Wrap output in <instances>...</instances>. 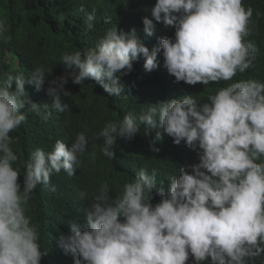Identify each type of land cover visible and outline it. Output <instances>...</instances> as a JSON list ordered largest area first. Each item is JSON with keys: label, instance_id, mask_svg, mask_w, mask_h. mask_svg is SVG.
<instances>
[{"label": "clouds", "instance_id": "1", "mask_svg": "<svg viewBox=\"0 0 264 264\" xmlns=\"http://www.w3.org/2000/svg\"><path fill=\"white\" fill-rule=\"evenodd\" d=\"M151 16L173 27L174 39L162 38L150 51L135 29L113 27L94 48L62 54L68 71L49 83L52 108L71 110L63 99L71 95L65 89L69 78L76 85L94 80L110 96H120L124 89L117 74H129L141 56L150 73L162 54L168 74L188 85L233 81L253 67L256 46L247 39L253 8L243 0H156ZM94 20V11L86 13L87 30L94 29ZM143 25V32L153 36V19L144 17ZM7 31V20L0 17V40L6 42ZM49 75L41 65L30 78L9 75L0 80V264H41L45 253L38 226L27 215L29 201L37 185L50 184L53 173L75 175L88 152L85 132L74 137L71 147L58 139L51 152L37 148L24 164L23 185L18 183L19 168L14 166L20 156L12 147L17 138L10 133L27 120L21 111L26 105L45 121L51 117L25 92V84L39 91ZM141 125L148 126L146 135L155 131L151 151L159 152L155 143L163 137L156 130L163 129L175 144L184 142L197 151L199 162L190 169L180 167L167 189H157L155 172L149 175L145 169L115 197L102 184L83 229L71 222V234L60 235L65 254L78 257L74 264H188L190 256L193 264H249L264 254V82L239 80L207 102L187 95L148 106L139 117L108 121L98 136L104 141L102 154L113 159L117 140H131ZM154 189L161 197L155 205Z\"/></svg>", "mask_w": 264, "mask_h": 264}, {"label": "trees", "instance_id": "2", "mask_svg": "<svg viewBox=\"0 0 264 264\" xmlns=\"http://www.w3.org/2000/svg\"><path fill=\"white\" fill-rule=\"evenodd\" d=\"M155 3L156 0H0V17L6 18L8 26L6 42L0 40V80L9 75L30 78L34 69L41 65L52 73L39 91L25 84L29 99L40 106L41 112L52 115L45 121L28 111L30 105L21 110L26 113L27 120L10 133L17 138L12 147L20 156L14 166L19 168L18 183L23 185L24 164L37 148L51 152L58 139L71 147L80 132H85L89 141L88 152L81 157L82 164L75 175L70 176L63 170L53 173L50 184L37 185L27 206V215L38 226L40 248L45 253L41 264H74L78 257L65 254L59 246L60 235L71 234V222L80 223L83 229L86 212L102 184L106 183L110 195L115 197L122 192L125 183L145 169L149 175L155 172L157 189L161 186L167 189L170 180L178 177L180 167L190 169L199 162L197 151L184 142L175 144L163 129L156 130L163 137L155 143L159 152L151 151L155 131L146 135L147 125H141L130 141L119 138L113 149L115 157L109 159L101 152L103 139L98 138L108 121L120 120L125 115L139 117L148 106H158L187 95L194 96L198 102H207L210 95L231 82L249 79L264 82V0H243L245 7L253 8L251 34L247 39L256 46L255 60L253 67L243 74L237 73L233 81L208 85L177 83L164 69L162 54H158V68L150 73L144 69L145 59L141 56L133 61L129 74H117L124 89L120 96H110L94 80L76 85L69 78L65 89L71 95L63 99L71 110L62 113L53 109L47 88L51 80L66 75L68 70L60 61L65 52L94 48L113 27L125 32L135 29L150 51L159 47L162 38L174 39L175 29L156 22L151 16ZM81 6L84 12L80 11ZM93 11L94 29L89 31L85 25L86 13ZM146 16L156 24L151 37L143 32ZM93 152L95 157L91 155ZM151 197L153 205L160 202L158 190L154 189ZM188 264H193L191 256ZM249 264H264V254L250 260Z\"/></svg>", "mask_w": 264, "mask_h": 264}, {"label": "bare ground", "instance_id": "3", "mask_svg": "<svg viewBox=\"0 0 264 264\" xmlns=\"http://www.w3.org/2000/svg\"><path fill=\"white\" fill-rule=\"evenodd\" d=\"M166 135V134H165ZM130 141V140H129ZM147 141V140H146ZM147 158V157H146Z\"/></svg>", "mask_w": 264, "mask_h": 264}]
</instances>
